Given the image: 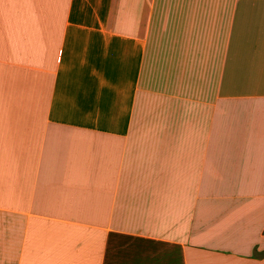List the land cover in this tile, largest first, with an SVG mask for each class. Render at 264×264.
Segmentation results:
<instances>
[{"label":"crops","instance_id":"obj_1","mask_svg":"<svg viewBox=\"0 0 264 264\" xmlns=\"http://www.w3.org/2000/svg\"><path fill=\"white\" fill-rule=\"evenodd\" d=\"M0 209V264H264V0H0Z\"/></svg>","mask_w":264,"mask_h":264},{"label":"rangeland","instance_id":"obj_2","mask_svg":"<svg viewBox=\"0 0 264 264\" xmlns=\"http://www.w3.org/2000/svg\"><path fill=\"white\" fill-rule=\"evenodd\" d=\"M16 212L13 211H2L0 209V232L2 231V224H1V218H6V217H12V216H16ZM121 217L125 218L127 220L128 218V211L125 210V208H121ZM10 219V218H9ZM12 221L10 220L8 224H3V227L6 228L9 232L14 231L15 230V225L11 223ZM121 226H125L123 224H121Z\"/></svg>","mask_w":264,"mask_h":264}]
</instances>
